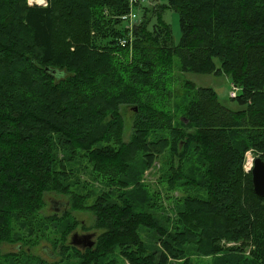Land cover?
<instances>
[{
	"label": "trees",
	"instance_id": "1",
	"mask_svg": "<svg viewBox=\"0 0 264 264\" xmlns=\"http://www.w3.org/2000/svg\"><path fill=\"white\" fill-rule=\"evenodd\" d=\"M165 8L178 13L176 44ZM128 10V0H0V243L13 226L30 240L64 219L52 244L75 264H264V196L243 168L247 151L264 160V0H166L144 8L123 47ZM175 59L181 72L225 74L239 108L189 80L176 96ZM159 157L167 191L195 190L163 220L144 180ZM79 158L93 185L80 180ZM46 193L67 196L69 210L37 221ZM83 210L104 231L80 251L66 235ZM141 228L155 230L160 251L143 246Z\"/></svg>",
	"mask_w": 264,
	"mask_h": 264
},
{
	"label": "rangeland",
	"instance_id": "2",
	"mask_svg": "<svg viewBox=\"0 0 264 264\" xmlns=\"http://www.w3.org/2000/svg\"><path fill=\"white\" fill-rule=\"evenodd\" d=\"M166 3V0H146L138 5L133 6V12L138 16V21L142 16V12L144 8L153 6L155 4H162ZM43 6V5H41ZM160 18L170 26L172 40L176 44L180 37V29L178 23V13L171 9L165 8L160 13ZM155 20V18L151 19V23ZM137 21V22H138ZM125 29H127V23L123 24ZM128 34V33H126ZM185 80H189L194 84L195 87H191L192 89L197 88L198 86H210L214 88V90H218V100L228 106L231 109L239 108L238 104L231 100L230 98V91L232 90V84L229 81V78L225 74L213 75V74H201V73H191V72H181L176 68V59L175 65L173 67V72L170 76V84H172V88L179 92L176 94L179 98L181 97V91L184 88L183 84ZM175 101V98H173ZM174 121L180 118L179 113L174 111ZM131 108L127 110L124 114L125 118V125H124V139L128 140L131 134ZM248 157V162L252 158L253 159L256 155L252 154L251 151H247L245 153L244 163L246 165V159ZM161 157H159L153 165L147 169L144 173V180L146 183L150 185V187L158 192V198L156 199V203L159 206V210L157 211V215H160V219L163 220L165 216L172 217L174 214L175 209H173V205L175 203V199L186 194L193 195L195 193L194 189H187L182 191H167L166 185L164 182H159L157 177L160 173V166ZM251 164V167H252ZM244 165V164H243ZM75 167H81L79 171L80 180H84L89 184L93 185V181L90 177L89 171V164L83 159L79 158L78 161L74 165ZM244 168V166H243ZM245 170V169H244ZM247 172V171H246ZM205 192L201 195L204 196ZM161 206V207H160ZM69 210L68 204V197L56 193H46L45 194V204L43 208H40L39 214L35 216V219L38 221L42 218V215H50V214H57L60 215L65 211ZM151 212V211H148ZM77 220L78 224H75L74 227L67 233V241L70 242V239L73 234H76V237L80 238L85 236L81 239V242L94 241L95 238L100 235L104 228L98 227L95 225L96 220L94 215L90 211H74L71 212ZM63 220H61L57 225H50V227L45 231V236L43 237V231L35 229V233L29 236L31 239H24L22 238L20 241L17 240L15 236L16 226H13L12 229L9 231L5 237V239L0 243V256L3 254H7L11 252V256L8 261L4 262L0 260L1 264H75L78 260L75 257V253L70 250H62L63 254L60 255L58 249L53 247L52 242H54L58 235H60V228L64 225ZM65 228V226H64ZM163 229L166 228V225L162 227ZM161 228V229H162ZM65 230V229H64ZM139 236L143 241L142 244L147 249L160 251L162 246L160 241L157 239V235L155 230H147L145 228H141L139 230ZM35 241H38L36 245H31ZM66 241V242H67ZM21 242V243H19ZM224 247L231 246L234 242H224ZM20 244V245H19ZM20 246V247H19ZM77 249L82 251L84 248L80 245H74ZM27 248L29 249L27 251ZM86 248V247H85ZM247 254V252L245 251ZM211 256H198V255H190L189 261L190 264H211ZM116 264H128L124 258L120 256H116ZM46 262V263H43ZM181 259H173L168 258L167 264H181Z\"/></svg>",
	"mask_w": 264,
	"mask_h": 264
},
{
	"label": "built area",
	"instance_id": "3",
	"mask_svg": "<svg viewBox=\"0 0 264 264\" xmlns=\"http://www.w3.org/2000/svg\"><path fill=\"white\" fill-rule=\"evenodd\" d=\"M146 0H128V4H129V10L127 12V14H125L123 16V18H125L127 20V28H128V35L126 37H122L119 39V44L123 47H126V46H131V43H132V33H131V30H132V26L134 23L137 22V16L136 14L133 12V6L135 5H138L142 2H144ZM27 4L28 5H38V6H46L47 5V0H27ZM129 49H131V47H129ZM238 91V87L235 86V85H232V90L230 91L229 95L231 97H234L236 96V93ZM248 155H247V159H246V164L248 162ZM250 166H245V163H244V169L245 171H249L250 168H251V164H252V158L250 157Z\"/></svg>",
	"mask_w": 264,
	"mask_h": 264
},
{
	"label": "water",
	"instance_id": "4",
	"mask_svg": "<svg viewBox=\"0 0 264 264\" xmlns=\"http://www.w3.org/2000/svg\"><path fill=\"white\" fill-rule=\"evenodd\" d=\"M218 94V90H214ZM251 180L253 185L254 193L260 197L264 196V160L261 156H255L253 159V166L251 168ZM85 236L80 238L76 237V234H73L70 243L72 245H82L83 248L91 247L94 241H86L81 242V239Z\"/></svg>",
	"mask_w": 264,
	"mask_h": 264
},
{
	"label": "bare ground",
	"instance_id": "5",
	"mask_svg": "<svg viewBox=\"0 0 264 264\" xmlns=\"http://www.w3.org/2000/svg\"><path fill=\"white\" fill-rule=\"evenodd\" d=\"M247 166H250V161L249 162H247V164H246Z\"/></svg>",
	"mask_w": 264,
	"mask_h": 264
}]
</instances>
